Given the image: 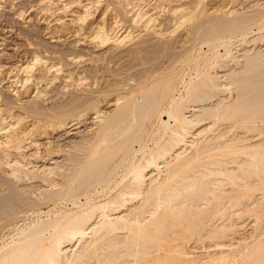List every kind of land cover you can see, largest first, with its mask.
<instances>
[{"label": "bare ground", "instance_id": "bare-ground-1", "mask_svg": "<svg viewBox=\"0 0 264 264\" xmlns=\"http://www.w3.org/2000/svg\"><path fill=\"white\" fill-rule=\"evenodd\" d=\"M124 1L121 8L128 17L134 7ZM86 2H78V6L87 12L91 7ZM195 2L199 9L189 26L191 39L212 44V56L221 55L217 50L223 45V57L233 63L230 66L214 58L215 66L223 68L221 72L217 69L199 79L189 77L178 97L174 92L180 75L175 68L184 49H176L172 39L165 40L157 31H145L120 47L115 42L116 18L106 25L102 17L94 23L91 38L109 45L91 51L111 60L138 52L132 56L134 69L126 59L111 66L105 61L91 64L87 58L79 67L88 74L100 68L103 79L94 74L83 85L71 80L76 86L70 87L71 69L79 58L69 53L57 55L66 65L73 63L70 68L50 59L45 50L43 54L35 51L31 60L18 64L21 75L15 74L9 84L0 87L1 214L12 217L47 199H76L78 191L87 192L96 183L102 189L109 185L116 188L112 196L86 201L69 215L49 221L40 218L21 227L0 244V264H182L183 259L170 255L157 257L169 238L219 241L231 236L236 218L264 207V49H230L233 38L248 35L255 26L264 30V8L211 11L201 6V0ZM137 11L133 21L140 15ZM43 39L46 46L61 43L48 35ZM162 55L172 56L170 69L152 73L153 62L148 61ZM131 75H135L134 81ZM82 77L77 78L79 83ZM17 81L20 87L14 84ZM223 88L232 89L233 95H218ZM164 111L168 118L162 117ZM154 119L159 134L156 139L151 135L154 144L148 146L145 126ZM223 123L237 124L248 135L240 131L229 134L224 127H217ZM211 128L216 132L208 131ZM254 135L257 137L247 140ZM62 140L66 147L59 145ZM40 145L49 162L43 157L44 162L27 169L20 157L38 156ZM126 162L119 179L118 166ZM45 172L55 174L46 178L48 186L34 197L31 192L37 183L30 179L44 177ZM49 229L52 231L46 234ZM259 250L249 264L264 259V243ZM208 264L227 261L225 256H213Z\"/></svg>", "mask_w": 264, "mask_h": 264}, {"label": "rangeland", "instance_id": "rangeland-1", "mask_svg": "<svg viewBox=\"0 0 264 264\" xmlns=\"http://www.w3.org/2000/svg\"><path fill=\"white\" fill-rule=\"evenodd\" d=\"M49 1H51L53 4L48 2V0H0V72H1L0 87L6 85V82L7 84H9L11 82L10 81L11 77L14 76L15 74L21 75L20 73L21 71L17 68L18 64L22 62H26L27 60L28 61L31 60L32 54L35 51L37 53L43 54L42 52H44L43 50H45V53L51 56L50 59L55 60L57 61V63L63 64L64 66L70 68H74L73 63L66 65L64 63V59L58 56L69 53L79 58L78 65L74 69H71L72 73H74L72 75V77L74 78L72 79L71 77L70 79L71 82V84H69L70 87L76 86L75 83H78L79 85H83L89 80L93 79L96 74L98 75L99 79H103L100 76L101 73L100 68L95 70L94 73L89 72L88 74L87 70H83V67H79L83 64V61H85L87 58L88 59L86 61H88L91 64L99 65V63L105 61L111 64V66L115 65L121 60L126 59V62L129 63L128 66H130V69H134L136 64L133 60L134 57L132 58V56L134 54H137L138 52L123 53L120 56L113 58L112 60L108 58L101 59L102 57L97 55L96 53L97 50L106 48L109 45V42L107 41L103 43H101L100 41L99 43L97 41L98 43H96V41L91 38L93 35L92 32L94 27L96 26L97 22L99 23L103 18H104L103 20H105L103 22H105L106 25H109L111 21L113 22L114 18H116L117 26H115V29L117 33L115 36L117 37L118 35V37H117V41H115L116 38L114 41L117 44H119L120 47L128 46L134 38L141 35V33L145 31H157L160 34V36L163 35L162 38H164L165 40L172 39L174 41L176 49H184L182 50L183 54H181V56L178 57L177 60L178 64L175 68L180 75L179 76L180 78L178 77L176 82V86H177L176 91L174 90L175 91L174 95L176 97L180 96L183 93L184 82L189 80V77L199 79L203 73L205 72L212 73L213 70L215 71L217 69L218 72H221L223 68L219 66H215V62L212 61L214 58L218 57L219 58L218 62L221 61L229 62L228 65L230 66L233 63L231 62V60L228 59V57H223L225 56L224 54L225 47L223 45H220V47L218 46L219 49L217 50V53H220L221 55L212 56L213 54L212 52L213 49L211 48L212 44H207L206 42H204V40L191 39L189 26L196 17L195 16L196 9H199L197 2H195L196 0H193L194 2L192 0H126V1H130L129 5L130 6L132 5L131 8L134 7L133 9L128 11L129 12L128 17L125 16L127 12H124V10L121 8V4L125 2L124 0H95V1L94 0H85V1L56 0V2H54L55 0L54 1L49 0ZM73 1H77V2L74 3ZM134 1L136 2L138 1V2L136 3ZM78 2H86L88 5L90 3L89 6L91 8L89 7H88L89 9L87 8L88 13L79 8ZM95 2L97 3L95 4ZM200 4L205 9L211 11L212 10L215 11L216 9L224 10L225 8L231 9L234 7H239V9L240 8L250 9L253 6H260L261 8H264V0H242L239 3L236 2V4L232 0H201ZM42 6H47L50 8V10L47 9V7L43 8ZM94 7L96 8L94 9ZM138 9L139 11H137ZM89 11H91L92 13H90ZM103 11H104V16H103ZM136 11L139 12L140 14L136 18L139 21L138 20L133 21L132 19L133 18L132 15L134 16ZM82 12L84 13L82 14ZM86 13L88 14L87 17L85 16ZM143 14L145 15L142 16ZM79 15L80 17L77 18ZM141 16L142 18H140ZM71 17L73 18L71 19ZM145 19L146 21L144 24ZM118 20L121 23H118ZM151 24L152 27H150ZM260 31L261 30H258V28L255 26L253 28V31L249 32L248 35L244 37H238V39H236V37L233 38L231 42L232 44L230 45V49L234 50L235 48H240L242 46H251V47L257 46L264 49V30H262L261 32ZM46 35L59 39L61 43L59 45L46 46L44 42L45 39H43ZM119 36L122 38H119ZM253 37H257V38L255 40H252ZM73 41H76L77 43ZM78 44H80L81 46ZM93 45L95 46L94 48ZM76 50H79V52ZM91 50L96 52L94 53ZM82 51L83 53L84 52L85 53L82 54L81 53ZM80 54L83 57H80ZM157 54H160V52H158ZM171 58L172 56H168V55H162L161 57L157 56L151 58L148 61V63L153 62L154 71L152 73H158L159 71L162 70H169L170 69L169 61ZM156 59H159L158 62ZM77 69L81 70L77 72L79 76H84V78L82 77L80 79V80L83 79V81L80 83H79V79H77L79 78V76H77L78 74L75 75ZM81 73L82 75H80ZM134 76L135 75H131V78L133 79ZM84 79L86 80L84 81ZM71 80H77L78 82L74 81L75 83L73 84V81ZM179 80L181 81V83H179ZM58 81H60L59 78L55 80V82ZM222 83H224V81ZM14 84L20 87L21 82L17 81V83L14 82ZM231 93H233L232 89L223 88L221 89L220 94L218 95L229 97L233 95ZM212 101L213 99L209 100L208 102H212ZM161 115L164 118H168V115L166 114L165 111L162 112ZM156 121L157 119H154L152 122L147 123L145 126L146 131L148 132V134L145 135L146 136L145 141L149 143L148 146H152L154 144V140L150 139L151 135H153V138L156 139V137L159 134V132L156 129L159 126V124H157L158 121L157 122ZM171 121L173 122V120ZM217 127L218 128L224 127V129L227 130L229 134L240 131L241 135L243 136H245V134L248 135V132L237 124L226 125L225 123H223L218 125ZM208 131L216 132V128H211ZM256 137L257 135H254L251 136L250 138H247V140L254 139ZM60 142L61 144L59 145H61V147L63 146L66 147L64 140ZM134 147L135 148L139 147L138 142L134 143ZM37 148H40L39 153L37 152L38 156L33 157V155L24 154V156L20 157V161H21L20 163H23L22 165L27 169H31L35 165H40V163L44 162L43 157L44 158L47 157L48 161L47 160L45 161L49 162V157L47 155L45 156V154L42 153L44 150V146L40 145ZM138 156L139 153L135 155V158H137ZM22 158L25 161H23ZM117 160L118 159H116V161ZM126 165L127 162L119 164L118 166L119 173H117L118 174L117 178L120 179ZM45 174L44 177L41 178L31 177L30 182L37 183V185L34 186L35 188L31 192L32 196L38 197L40 190L48 186V182L46 181L47 180L46 178H51L52 176H54L55 173L45 172ZM54 179L58 180L59 176H55ZM115 190L116 188L113 189V186L110 187V185L105 189H102V185L96 183L92 187H90V189L87 190L88 193L84 189L78 191L76 199L61 198V199H57V201H55L56 203L53 202V200L51 199L50 200L47 199L41 202L40 204L35 205L33 208L26 210V212L20 211L12 217H7L0 213L1 215L0 244L10 239L12 235H15V233L21 227H25L27 224L31 222H35V220L38 221L41 218L44 221H49L51 219L61 218L65 215L71 214L75 209L81 207L82 205H85L86 201L89 202L98 201L112 196V194L116 192ZM86 194H88V197L86 196ZM54 204L56 205L53 206ZM210 205L211 203L209 204V206ZM235 220L236 223L234 224V226L235 225L236 226L235 227L233 226L230 229V233H229V235H231L232 237L228 236L227 238H218L220 242L216 240L217 238L216 239L213 238V240L215 239L213 241L211 240L212 238H208V237L195 238V237L183 236L181 238H169L168 239L169 243H164L161 246L162 249L160 248L158 249L159 251H157L156 253L157 257H159V259H163V257H165L166 255H170L171 258L173 257V258L183 259L182 264H196V262L200 260H203L204 264H208L213 256L214 257L225 256V260L227 261V264H249V262L253 260L255 255L259 253L260 251L259 248L260 246H262V243H264V207L260 208L255 213L245 214L239 218H236ZM51 231H52L51 229L47 230L46 234H48ZM224 239L226 241H223ZM64 242H66V240ZM173 246L178 247L179 249H181V253L183 252L185 254L179 253L177 251L178 249L176 250V248ZM171 251H173L174 253ZM262 262L264 263V259H261L259 262H255L253 264H257V263L263 264Z\"/></svg>", "mask_w": 264, "mask_h": 264}]
</instances>
